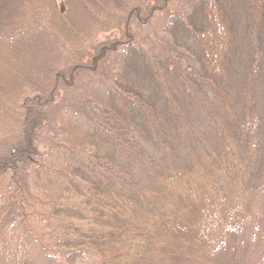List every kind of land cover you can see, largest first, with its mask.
<instances>
[{
    "label": "trees",
    "instance_id": "1",
    "mask_svg": "<svg viewBox=\"0 0 264 264\" xmlns=\"http://www.w3.org/2000/svg\"><path fill=\"white\" fill-rule=\"evenodd\" d=\"M0 60V264H238L264 0H0Z\"/></svg>",
    "mask_w": 264,
    "mask_h": 264
},
{
    "label": "rangeland",
    "instance_id": "2",
    "mask_svg": "<svg viewBox=\"0 0 264 264\" xmlns=\"http://www.w3.org/2000/svg\"><path fill=\"white\" fill-rule=\"evenodd\" d=\"M75 1V0H74ZM59 4L62 3V0H58ZM75 6V2L73 3V7ZM228 12L230 13L232 18H237V20H240V18L243 16L241 14V10L238 11L237 8H231L227 5ZM238 7V4H237ZM240 25V21H239ZM187 37V36H186ZM36 47V46H35ZM35 47H33L32 52H36L38 54L43 53L42 50H38ZM242 53V50L240 51ZM2 57L8 55L9 53L7 51L1 52ZM35 54V53H31ZM245 54V53H244ZM240 55L239 61L235 64V80H237L238 84L240 83V79L242 78L244 71V63H245V57ZM3 66V62L0 60V68ZM1 71V70H0ZM263 85L259 86V90L262 93V103H264V80ZM264 111V109H263ZM264 113V112H263ZM252 207L250 211L248 212V216L244 223V228L246 230L245 233H243V238L240 240L241 244V252L237 253V259L238 264H264L262 263L264 260V201H254L252 203ZM244 230V231H245ZM261 258V261H260Z\"/></svg>",
    "mask_w": 264,
    "mask_h": 264
}]
</instances>
